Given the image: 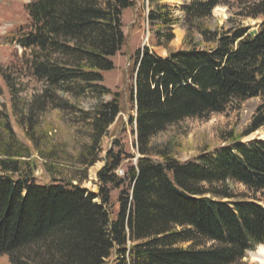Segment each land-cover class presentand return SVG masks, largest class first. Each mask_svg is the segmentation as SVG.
Segmentation results:
<instances>
[{
	"label": "trees",
	"instance_id": "trees-1",
	"mask_svg": "<svg viewBox=\"0 0 264 264\" xmlns=\"http://www.w3.org/2000/svg\"><path fill=\"white\" fill-rule=\"evenodd\" d=\"M158 2L150 0L148 16L157 45L167 48L180 23L186 37L166 58L148 48L135 55L137 117L131 122L141 158L125 178L116 173L123 159L114 156L98 173V194L82 188L85 175L39 184L26 170L30 148L17 139L9 115L0 113V257L11 264H106L112 258L113 264H239L264 245L260 202L237 200L217 187L233 181L263 192L264 141L235 140L213 157L185 163L154 143L184 120L254 98L262 102L247 135L264 128V0H193L183 20ZM133 6L132 0H30L26 7L28 24L17 43L32 78L75 99H95L86 158L122 112L121 97L104 85V74L115 69L113 59L126 41L123 14ZM219 6L262 22L254 34L248 27L210 28L206 22ZM119 189L115 216L111 193Z\"/></svg>",
	"mask_w": 264,
	"mask_h": 264
},
{
	"label": "rangeland",
	"instance_id": "rangeland-1",
	"mask_svg": "<svg viewBox=\"0 0 264 264\" xmlns=\"http://www.w3.org/2000/svg\"><path fill=\"white\" fill-rule=\"evenodd\" d=\"M132 1L134 6L123 14L125 45L113 59L115 69L104 74V85L114 93H119L121 97L122 112L110 128L108 136L103 139L99 150L86 158L83 151L91 144L88 118L95 106L94 97L87 95L75 99L64 92L47 89L45 84L32 78L27 70L25 50L16 42L20 32L26 31L28 24L26 7L30 0H0V89L2 91L0 113L9 115L17 139L30 148L31 158L27 160L29 162L26 170L34 174L39 184L49 185L59 179L69 182L82 179L85 175L86 180L82 188L98 194L100 186L98 173L106 165L107 160L120 156L123 161L116 173L119 177L125 178L129 169L136 166L138 159L141 158L135 146L136 124L131 122L137 117L136 104L133 100L135 55L138 51L148 48L157 56L166 58L169 51L175 52L183 48L186 31L182 23L178 24L173 28L175 38L167 48L158 46L157 28L148 20L149 12L154 5H151L150 0ZM190 1L193 0H182L183 6L178 9L166 4L164 0H159L158 3L172 8L174 15L183 20L184 6L191 3ZM218 8L224 10V17L216 13ZM216 10L213 11L212 20L206 22L210 28L248 27L252 34L262 22V19L236 17L234 15L236 11L225 6H219ZM181 32H183L182 40L177 42L178 33ZM198 41L201 42L200 36ZM4 76L10 77L9 82ZM261 102V98L236 102L224 113L212 114L204 119L184 120L158 135L154 143L159 147L171 148L182 163L195 161L203 156L213 157L223 147L232 146L235 140L251 145L257 141L255 138H258L259 134L264 140L262 132L264 128L247 135L252 118ZM1 119L0 115V122ZM0 134L3 135L1 129ZM94 159L98 161L94 166L85 165L87 160ZM74 184L76 185L77 182L74 181ZM217 187L220 190H227L237 200H258L264 205V191L254 193L244 185L233 181L219 184ZM121 190H112L111 193L115 216L120 210ZM96 201L100 202L99 199ZM211 245L212 243H207L206 247ZM182 247L188 248L189 244H183ZM257 255L258 249L249 252L239 264H260ZM115 259L108 260L106 264H113ZM0 264H11L9 257H0Z\"/></svg>",
	"mask_w": 264,
	"mask_h": 264
},
{
	"label": "bare ground",
	"instance_id": "bare-ground-1",
	"mask_svg": "<svg viewBox=\"0 0 264 264\" xmlns=\"http://www.w3.org/2000/svg\"><path fill=\"white\" fill-rule=\"evenodd\" d=\"M164 1H165L166 4L172 6L173 8H176V9L180 8L181 6H183L182 0H164ZM189 4H191V3H189ZM216 13L219 14V15H221V16H223V17L225 16L224 15V10H222L221 8H218L216 10ZM178 32H179V30H178ZM178 34H179V36H178L179 39L177 40V42H179L180 40H182L183 32L178 33ZM257 256H258L257 259H259L260 264H264V246H260L258 248V255Z\"/></svg>",
	"mask_w": 264,
	"mask_h": 264
},
{
	"label": "water",
	"instance_id": "water-1",
	"mask_svg": "<svg viewBox=\"0 0 264 264\" xmlns=\"http://www.w3.org/2000/svg\"><path fill=\"white\" fill-rule=\"evenodd\" d=\"M264 133V131H262ZM261 132V133H262ZM257 139V141H263L262 138H261V134H259V137L258 138H255V140ZM254 140V139H253Z\"/></svg>",
	"mask_w": 264,
	"mask_h": 264
}]
</instances>
